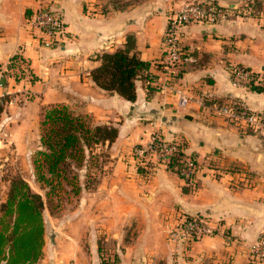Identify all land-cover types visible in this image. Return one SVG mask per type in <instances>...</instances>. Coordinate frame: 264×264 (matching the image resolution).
<instances>
[{"label":"crops","instance_id":"0c3cea01","mask_svg":"<svg viewBox=\"0 0 264 264\" xmlns=\"http://www.w3.org/2000/svg\"><path fill=\"white\" fill-rule=\"evenodd\" d=\"M189 1L0 0V68L14 54L30 68L18 81L7 76L6 89L29 90L53 104L67 103L70 94L118 128L109 148L110 182L103 183L108 187L84 197L76 228L72 221L63 224L62 258L53 250L39 264H100L99 243L117 264H252L251 248L264 234V122H234L212 107L239 97L264 116V92L229 80L233 65L264 73V0H208L227 7L229 19L183 25L182 62L164 68L167 17ZM41 6L63 16L67 39L57 47L45 45L27 23ZM129 35L139 57L151 63L150 80L135 81L133 102L107 95L89 74L100 63L97 54L123 47ZM176 89L190 97L185 106ZM152 134L179 139L183 152L197 159L195 191H185L183 179L165 164L135 159L132 147L146 145ZM146 163L149 173L143 174L137 164ZM179 212L209 217L215 232L171 240L168 229Z\"/></svg>","mask_w":264,"mask_h":264},{"label":"trees","instance_id":"16d2710c","mask_svg":"<svg viewBox=\"0 0 264 264\" xmlns=\"http://www.w3.org/2000/svg\"><path fill=\"white\" fill-rule=\"evenodd\" d=\"M96 59L100 63L90 70L91 80L110 95L116 94L133 102L136 99L135 81L140 78L150 80L151 63L139 57L130 35L123 47L102 51ZM25 70L30 72L27 61L14 54L5 75L20 80ZM251 72L254 77L261 75V78L247 89L264 92V73ZM6 79L4 85H7ZM117 135L116 126L95 123L88 115L77 113L64 103L44 108L39 121V147L32 156L34 180L44 193L32 190L21 177L10 179L6 199L0 205V264L38 263L43 254L44 209H59L66 196H78L82 190L90 188V180H94L91 174L95 176L93 169L104 167ZM185 156L184 152L172 156L167 169L176 173L174 167ZM146 166L147 163L137 164V170L148 174L149 170H144ZM183 189L189 191L185 185ZM98 250L100 252L99 245ZM100 257V264H109L101 252Z\"/></svg>","mask_w":264,"mask_h":264},{"label":"built area","instance_id":"2783aa9c","mask_svg":"<svg viewBox=\"0 0 264 264\" xmlns=\"http://www.w3.org/2000/svg\"><path fill=\"white\" fill-rule=\"evenodd\" d=\"M231 11L220 4L208 0H194L183 3L178 10L172 12L166 21L162 35L163 51L159 64L171 69L182 62L183 54L180 46V30L187 24H218L229 19ZM30 30L44 40L48 47L61 45L67 34L65 32L64 19L58 10L51 6L38 7L27 18ZM7 68H0V104L2 97L8 93L5 80ZM261 75L253 76V73L241 65H233L229 70V80L233 87L248 88L251 83H257ZM180 106H185L190 97L182 90L176 89ZM214 112L234 122L253 125L262 120L260 112L252 110L242 98H231L212 107ZM183 152V146L179 139H165L159 134H152L146 145L134 148L135 159L154 160L167 166L171 157ZM176 173L183 179V184L189 191H195L198 187L199 162L193 156L186 155L179 164L174 167ZM216 225L209 217L189 215L179 212L172 226L168 229L171 240L179 239L196 240L215 232ZM252 264H264V234L259 236L250 251ZM109 264H117L109 260Z\"/></svg>","mask_w":264,"mask_h":264},{"label":"rangeland","instance_id":"374dc122","mask_svg":"<svg viewBox=\"0 0 264 264\" xmlns=\"http://www.w3.org/2000/svg\"><path fill=\"white\" fill-rule=\"evenodd\" d=\"M24 73V76L30 75L28 70H25ZM7 89L11 91H8L2 97V111L0 113V205L6 199L10 179L16 176L24 179L32 190L41 194L44 193L43 189L34 180L32 156L39 147V121L43 110L46 106L53 104L44 103L41 98H38L37 95L35 96L29 90L14 91L11 88ZM57 94L59 95V93ZM106 94L110 95L109 93ZM65 98L68 99L67 103L65 101L56 103H64L75 112L88 115L95 123L108 124L101 122L103 118L99 114L96 115L93 111H86L84 108L86 104L75 96L65 94ZM262 121L264 122V116ZM137 146L139 145L132 147L133 156L135 154L134 148ZM111 168L112 165L108 158L103 168L93 169L95 176L91 174L94 180H90V188L82 190V193L78 196H66L59 209H44V251L40 259L46 256L48 252H53V250L56 251L58 258H62V253H65V246L57 243L60 242L59 237L63 236L62 233L65 230L63 229V224L72 221L74 228H76L77 212L81 210V206L84 204V197L90 196V193L98 187H108V185L105 186L103 183L108 184L110 182L108 176L111 173ZM74 232L75 229L73 230ZM83 247L86 248L87 246L83 245ZM99 247L102 256L107 257L102 243H99ZM40 259L37 264L41 263Z\"/></svg>","mask_w":264,"mask_h":264}]
</instances>
